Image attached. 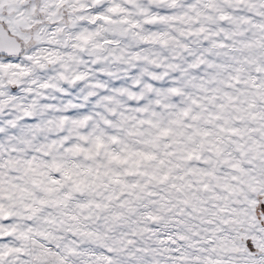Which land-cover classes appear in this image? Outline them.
<instances>
[{"label": "snow or ice", "instance_id": "1", "mask_svg": "<svg viewBox=\"0 0 264 264\" xmlns=\"http://www.w3.org/2000/svg\"><path fill=\"white\" fill-rule=\"evenodd\" d=\"M0 264H264V0H0Z\"/></svg>", "mask_w": 264, "mask_h": 264}]
</instances>
